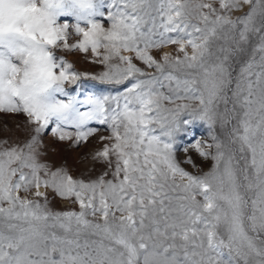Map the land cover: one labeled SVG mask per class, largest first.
Listing matches in <instances>:
<instances>
[{
	"label": "snow or ice",
	"instance_id": "obj_1",
	"mask_svg": "<svg viewBox=\"0 0 264 264\" xmlns=\"http://www.w3.org/2000/svg\"><path fill=\"white\" fill-rule=\"evenodd\" d=\"M84 79L124 90L81 99L66 85ZM0 113L27 125L0 142V264H264V0H0ZM93 122L110 132L95 178L41 161L42 134L79 147ZM197 123L210 140L189 136L178 161ZM49 189L79 210H51Z\"/></svg>",
	"mask_w": 264,
	"mask_h": 264
},
{
	"label": "rangeland",
	"instance_id": "obj_2",
	"mask_svg": "<svg viewBox=\"0 0 264 264\" xmlns=\"http://www.w3.org/2000/svg\"><path fill=\"white\" fill-rule=\"evenodd\" d=\"M67 21L70 25V36L69 42L75 43L77 37L75 36L73 25L75 20L72 17H65L60 19V23ZM104 22V21H102ZM109 24L105 23V27H108ZM170 47L171 52H174L175 46ZM166 48V47H165ZM173 50V51H172ZM156 54V50H153ZM56 53L58 56L62 55L64 58L73 64L76 71L81 73H89L90 75H99L101 72L105 71V66L99 63H93L90 55H86L77 51H67L65 49H57ZM127 54V53H126ZM140 67H144L143 64L139 61L134 60ZM242 65L241 60H236L232 63V74L235 77L240 70ZM151 71V70H149ZM73 95H80V98L83 99V96L89 92L100 95V94H115L117 92H122L124 90L123 85L101 82L99 80L84 79L81 82H78V85H66ZM96 127L98 132L89 138L87 142L81 143L79 147H70L67 142H59L52 135L51 131H47L42 134L40 137V153L41 161L48 163L53 167H66L70 173L77 178H95V175L99 174L102 170V165L99 163L93 164L91 162V154L99 149L102 145L99 140L101 135L107 136L110 135L106 126L98 125L95 122L91 125ZM231 126H229L230 128ZM26 118L22 114H5L0 113V142L7 140L8 144L13 143H23L27 138L26 132ZM68 131H74L73 129H68ZM215 133L220 136L222 139L225 138L227 130L221 129L219 123L215 125ZM195 135L196 138L202 140H210L209 129L206 124L197 123L193 128L188 130L187 135H181L177 138V151L176 157L178 161L184 160V152L182 151L183 146L188 143L189 136ZM192 155V153H189ZM237 160L240 158V153L236 154ZM194 159L197 163L198 169L202 171H208L212 166L211 160H203L198 156H194ZM187 170L196 172L198 169H193L190 165H183ZM240 167L243 166V161H240ZM43 189V188H42ZM41 189V190H42ZM44 191V189L42 190ZM242 194L249 201L253 198L254 193L248 192L244 189L241 190ZM48 196V207L53 211H66L75 208L79 210V206L73 204L70 200H63L60 197L56 196L50 189L47 190ZM43 203V199H41ZM247 211H251V206L249 204Z\"/></svg>",
	"mask_w": 264,
	"mask_h": 264
},
{
	"label": "bare ground",
	"instance_id": "obj_3",
	"mask_svg": "<svg viewBox=\"0 0 264 264\" xmlns=\"http://www.w3.org/2000/svg\"><path fill=\"white\" fill-rule=\"evenodd\" d=\"M169 50H171L170 49V47H166L165 49H164V51H169ZM173 51V50H172ZM43 190V189H42Z\"/></svg>",
	"mask_w": 264,
	"mask_h": 264
}]
</instances>
